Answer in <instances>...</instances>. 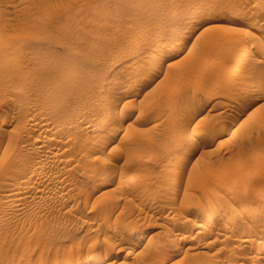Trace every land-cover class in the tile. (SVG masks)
I'll return each mask as SVG.
<instances>
[{
	"label": "rangeland",
	"instance_id": "rangeland-1",
	"mask_svg": "<svg viewBox=\"0 0 264 264\" xmlns=\"http://www.w3.org/2000/svg\"><path fill=\"white\" fill-rule=\"evenodd\" d=\"M262 2L0 0V264H264Z\"/></svg>",
	"mask_w": 264,
	"mask_h": 264
},
{
	"label": "bare ground",
	"instance_id": "bare-ground-1",
	"mask_svg": "<svg viewBox=\"0 0 264 264\" xmlns=\"http://www.w3.org/2000/svg\"><path fill=\"white\" fill-rule=\"evenodd\" d=\"M258 10H259V9H258ZM258 10H257V11H258ZM260 10H264V2H262V5H261V7H260ZM259 12H261V11H259ZM259 12H258V14H259ZM262 12H264V11H262ZM262 12H261V14H262ZM255 14H256V13H255ZM258 14H257V15H258ZM263 15H264V14H263ZM263 15H262V16H263ZM258 16H259V15H258ZM258 16H257V17H258ZM259 17H260V16H259ZM255 18H256V16H255ZM253 19H254V18H253ZM258 19H259V18H258ZM262 19H263V17H261L260 20H262ZM254 20H255V19H254ZM254 20H252V21L254 22ZM256 21H257V18H256ZM262 21L264 22V20H262ZM259 23H260V22H259ZM250 25H251V24H250ZM251 26H252V25H251ZM258 26H259V25H258ZM258 26H257L256 28H258ZM263 29H264V23H263V24L261 23L260 26H259V30L262 31ZM257 31H258V30H257ZM262 34H264V33H262ZM252 35H253V34H252ZM253 36H254V35H253ZM263 37H264V36H263ZM263 39H264V38H263ZM259 41H260V39H259ZM258 43L260 44V42H258ZM246 45H248V44H246ZM241 46H242V45H241ZM244 46H245V45H244ZM239 47H240V46H239ZM242 47H243V46H242ZM261 47H262V46H261ZM243 48H244V47H243ZM246 48H247V47H246ZM259 49L261 50V48L256 47V50H257V51H258ZM262 49H263V47H262ZM239 50H240V48H239ZM257 51H256V52H257ZM240 52H241V51H240ZM258 52H259V51H258ZM251 53H252V52H251ZM251 53H250V54H251ZM261 53H263V52L261 51ZM261 53H260V54H261ZM247 54H248V53H247ZM257 55H259V54H257ZM247 57H250V56H247ZM253 57H254V56H251V58H253ZM243 58H244V57H243ZM254 58H255V57H254ZM234 59H235V58H234ZM247 59H248V58H247ZM236 60L238 61V58L235 59L234 61L237 62ZM239 60H240V59H239ZM252 60H253V59H252ZM257 60H258V56H257ZM209 61H210V60H209ZM232 61H233V60H232ZM232 61H231V62H232ZM241 61H242V59H241ZM258 61H261V60L259 59ZM263 61H264V59H263ZM149 62H150V61H149ZM153 62H154V61H153ZM248 62H249V61H248ZM248 62H247V63H248ZM254 62H255V61H254ZM254 62H252V63H254ZM208 63H209V62H208ZM238 63H239V62H238ZM247 63H246V64H247ZM252 63L250 62V64H252ZM231 64H232V63H231ZM241 64H242V62H241ZM258 64H259V62H258ZM263 64H264V62H263ZM234 65H235V63L233 62V66L229 65V66H231V67L228 68L225 72H222L221 75H222L223 79H225V78H230L229 80H231V77H233V76L235 77L236 70H239V69H236V66H234ZM244 65H245V62H244V64H243V66H244ZM238 66H239V65H238ZM238 66H237V67H238ZM240 66L242 67V65H240ZM253 66H254V64H253ZM263 66H264V65H263ZM241 67H240V68H241ZM245 67H246V66H245ZM258 67H259V66H258ZM242 69H243V67H242ZM236 77H237V76H236ZM223 79H222V80H223ZM233 80H234V79H232L231 81H233ZM236 80H237V79H236ZM231 81H229V82H231ZM234 81H235V80H234ZM223 82L225 83L224 80H223ZM227 82H228V80L226 81V83H227ZM235 82H236V81H235ZM256 90H257V88H256ZM256 90H255V91H256ZM251 94H252V95H249V94H248V96L245 94V95H246V96L244 97L245 99H243V97H242V100H243V101H242V100L240 101V102H241V103H240V106H239V104H238V107H239V108L237 107L238 110L236 109V110H237L236 115L233 117L235 121H236L237 117L242 116V114L244 113V111H246V109H248L249 106H252L253 102L257 100V98H256L255 96H258V95H254V93H251ZM189 97L191 98V96H189ZM246 97H247V98H246ZM205 98H206V97H205ZM187 99H188V98H187ZM200 99H201V98H200ZM200 99H199V100H200ZM206 99H207V98H206ZM255 99H256V100H255ZM194 100L197 101V99H194ZM202 100H203V99H202ZM202 100H201V101H202ZM209 100H210V99H209ZM194 102H195V101H194ZM190 103H191V101H190ZM204 103H206V102H204ZM191 104H192V103H191ZM195 104H196V102H195ZM195 104H194V105H195ZM203 106H204V105H203ZM122 110H123V109H122ZM124 111H125V110H124ZM126 111H127V110H126ZM126 111H125V112H126ZM114 112H115V110H114ZM114 112H113V113H114ZM116 112H117V111H116ZM116 112H115V113H116ZM123 113H124V112H123ZM123 113H122L121 111H119L117 114H114V115L117 116V115H120V114H123ZM234 114H235V113H234ZM102 115H103V113H102ZM114 115H113V116H114ZM100 116H101V112H100ZM122 117H123V115H122ZM115 118H116V117H115ZM117 118H119V119H117ZM117 118H116V119H117L118 121L116 120L115 122L118 123V122L120 121V117H117ZM234 120H231V122H230L229 124L235 122ZM232 121H233V122H232ZM41 123H42V122H41ZM198 123H199V120L197 121V124H195V125H198ZM235 123H236V122H235ZM31 124H32V123H31ZM36 124H37V123H36ZM45 124H47V123H45ZM93 124H94V123H93ZM118 124H119V126H120V123H118ZM118 124H116V125H117L116 127H118ZM33 125H34V124H33ZM40 125H41V124H40ZM94 125H95V124H94ZM34 126H35V125H34ZM42 126H43V124H42ZM86 126H87V125H86ZM121 126H122V124H121ZM204 126H205V125H204ZM227 126H228V124H226V127H225L226 129H228ZM229 126H231V125H229ZM229 126H228V127H229ZM45 127H46V126H45ZM84 127H85V126H84ZM90 127H91V125H90ZM93 127H94V126H93ZM95 127L97 128V126H95ZM193 127H194V126H193ZM195 127H196V126H195ZM223 127H224V126H223ZM40 128H41V127H40ZM46 128H47V127H46ZM198 128H200V127H198ZM88 129H89V128H88ZM117 129H119V128H117ZM85 130H86V128H85ZM90 130H92V129H90ZM96 130H97V129H96ZM190 130H191V129H190ZM190 130H189V131H190ZM200 131H201L200 129H199V130H197V129H195V128L192 129V130L188 133V135L190 136L189 138H191V136L193 137L194 135L199 134ZM202 131H203V130H202ZM221 131H222V130H221ZM225 131H227V130H225ZM225 131H224V132H225ZM209 132H210V131H209ZM209 132H208V133H209ZM222 132H223V131H222ZM102 133H103V132H102ZM202 133H203V132H202ZM208 133H207V134H208ZM212 133H213V132H212ZM215 133H216V132H214V134H215ZM219 133H220V132H219ZM96 134H97V132H96ZM99 134H100V133H99ZM200 134H201V132H200ZM204 134H205V133H204ZM210 134H211V132H210ZM45 135H46V134H45ZM89 135H90V133H89ZM94 135H95V134H93V137H95ZM112 135H113V134H112ZM215 135H216V134H215ZM217 135H218V134H217ZM40 136H41V138H43L42 135H40ZM96 136H97V135H96ZM99 136H100V135H99ZM213 136H214V135H213ZM213 136H212L210 139L208 138V141L211 140V139H215V138H213ZM48 137H49V136H48ZM50 137H52V134H51ZM84 137H85V136H84ZM87 137H88V136H87ZM111 137H112V136H111ZM194 137H195V136H194ZM207 137H210V136L208 135ZM73 138H74V137H73ZM73 138H72V140H73ZM97 138H98V137H97ZM107 138H108V136H107ZM219 138H220V137H219ZM222 138H223V137H222ZM38 139H39V138H38ZM54 139H55V138H54ZM83 139H84V138H83ZM86 139H87V138H86ZM91 139H92V138H91ZM99 139H100V138H99ZM109 139L112 140V138H109ZM191 139H193V138H191ZM205 139H207V138H205ZM35 140H36V139H35ZM43 140H44V139H43ZM45 140H47V139H45ZM45 140H44V141H45ZM52 140H53V139H52ZM52 140H51V142H52ZM68 140H69V139H68ZM68 140H64V141H68ZM92 140L98 142V141H97L98 139L96 140V139L94 138V139H92ZM100 140H101V139H100ZM86 141H87L86 143H87V146H88L90 142H88V140H86ZM101 141H102V140H101ZM193 141H194V140H193ZM219 141H220V139H219ZM79 142H81V140H80ZM91 142H92V141H91ZM96 142H95V143H96ZM211 142H212V140H211ZM41 143H42V142H41ZM62 143H63V142H62ZM77 143H78V142H77ZM86 143H84V144H86ZM98 143H99V142H98ZM205 143H206V142H205ZM207 143H208V142H207ZM45 144H46V143H45ZM51 144H54V143H51ZM56 144H58V143H56ZM68 144H70V143H68ZM71 144H72V143H71ZM80 144H81V143H80ZM40 145H43V144H40ZM47 145H49V144L47 143ZM58 145H60V143H59ZM62 145H63V144H62ZM65 145H66V147L69 148V146L67 145V143H66ZM65 145H64L63 147H65ZM37 146H39V145H37ZM44 146H46V145H44ZM78 146H79V147H78ZM78 146H77V147L79 148V152H80V149H81L80 146L82 147L83 145H78ZM42 147H43V146H42ZM47 147H48V146H47ZM57 147H58V146H57ZM77 147H76V148H77ZM83 147H84V146H83ZM83 147H82V150L85 149L86 151H85V150H83V151L87 152V149H88L89 147H88L87 149H86L85 147H84V148H83ZM192 147H193V146H192ZM44 148H45V147H44ZM52 148H53V147H52ZM37 149H38V147H37ZM53 149H54V148H53ZM72 149H73V148H72ZM193 149H194V148H193ZM193 149H192V150H193ZM38 150H39V149H38ZM42 150H43V149H42ZM44 150H45V149H44ZM65 150H66V149H65ZM68 150H69V149H68ZM70 150H71V149H70ZM73 150H74V149H73ZM192 150L190 149V150H188L189 152L187 151L188 153H187V155H186V158H189V157L192 156V152H193ZM62 151H64V150H62ZM83 151H82V152H83ZM49 152H50V151H49ZM51 152H53V151H51ZM55 152H56V151H54V153H55ZM41 153H42V152H41ZM62 153H63V152H62ZM108 153H109V156H108V154H107V157H108V158H109L111 155L114 154V153L111 154V152H108ZM44 154H45V153H44ZM46 154H47V153H46ZM58 154H59V152H58ZM65 154H66V153H65ZM88 154H89V153H88ZM110 154H111V155H110ZM117 154H118V153H116L115 155L117 156ZM21 155H23V154H21ZM24 155H25V154H24ZM24 155H23V156H24ZM42 155H43V154H42ZM49 155H50V154H49ZM54 155H55V154H54ZM66 155H67V154H66ZM77 155H78V154H77ZM86 155H87V154H86ZM23 156H22V157H23ZM26 156H27V155H26ZM47 156H48V154H47ZM55 156H56V155H55ZM71 156H72V155H71ZM87 156H89V155H87ZM90 156H91V155H90ZM48 157H49V156H48ZM50 157H53V158H54V156H50ZM57 157L59 158L60 156H57ZM61 157H62V156H61ZM68 157H69V156H68ZM72 157H73V156H72ZM107 157L104 156V158H99V159H101V160L99 161V163H100L102 160H104L105 158L107 159ZM118 157H120V156H118ZM17 158H18V157H17ZM46 158H47V157H46ZM69 158H70V157H69ZM89 158H90V157H89ZM110 158H111V157H110ZM114 158H115V157H114ZM19 159H21V157H20ZM49 159H50V158H49ZM60 159H61V158H60ZM66 159H67V158H66ZM78 159H79V157H78ZM86 159H88V158H86ZM90 159H91V158H90ZM21 160H22V159H21ZM24 160H26V159H23L22 161H24ZM27 160H29V159H27ZM41 160H42V159H41ZM51 160H52V159H51ZM53 160H54V159H53ZM55 160H56V159H55ZM70 160H71V159H70ZM76 160H77V159H76ZM88 160H89V159H88ZM92 160H93V158H92ZM107 160H110V159H107ZM115 160H116V159H115ZM37 161H38V160H37ZM48 161H49V160H48ZM58 161H59V160H58ZM65 161H66V160H65ZM81 161H82V159H81ZM85 161H86V160H85ZM189 161H190V159H189ZM19 162H20V161H19ZM28 162H29V161H28ZM28 162H27V163H28ZM53 162H54V161H53ZM61 162H62V161H61ZM77 162H78V161H77ZM91 162H92V161H91ZM105 162H106V160H105ZM105 162H104V163H105ZM107 162H108V161H107ZM7 163H8V162H7ZM15 163H16V162H15ZM21 163H23V162H21ZM21 163H20V164H21ZM27 163H25V165H26ZM39 163H40V162H39ZM63 163H64V162H63ZM72 163H74V162H72ZM75 163H76V162H75ZM75 163H74V164H75ZM88 163H89V161H88ZM96 163H98V162H96ZM104 163H103V164H104ZM18 164H19V163H18ZM18 164H15V165H17V167H18ZM33 164H34V163H33ZM37 164H38V163H37ZM68 164H69V163H68ZM74 164H73V165H74ZM76 164H77V163H76ZM76 164H75V165H76ZM79 164H80V163H79ZM85 164H86V163H85ZM90 164H91V163H90ZM101 164H102V163H101ZM101 164H100V165H101ZM113 164H114V163H113ZM260 164H261V162L259 163V167H260ZM7 165H10V163L7 164ZM11 165L13 166V161H12V164H11ZM11 165H10V166H11ZM15 165H14V166H15ZM35 165H36V164H35ZM38 165H40V164H38ZM38 165H36V166H38ZM81 165H82V163H81ZM81 165H80V166H81ZM86 165H87V164H86ZM86 165H85V166H86ZM93 165H94V164H93ZM93 165H92V166H93ZM96 165H97V164H96ZM109 165H110V164H109ZM109 165H108V166H109ZM256 165H258V163H257ZM12 166H11V167H12ZM32 166H33V165H32ZM40 166H41V165H40ZM63 166H65V165H63ZM88 166H89V165H88ZM94 166H95V165H94ZM101 166H102V165H101ZM104 166H107V165L104 164ZM104 166H102V167H104ZM111 166H112V165H111ZM49 167H50V166H49ZM59 167H60V166H59ZM69 167H70V166H69ZM86 167H87V166H86ZM263 167H264V166H263ZM13 168H14V167H13ZM33 168H35V167H33ZM33 168H32V170H31V174H33V173H32ZM38 168H39V170H40V167H39V166H38ZM43 168H44V167H43ZM67 168H68V167H67ZM75 168H76V167H75ZM87 168H89V167H87ZM95 168H96V167H95ZM100 168H101V167H100ZM100 168H99V169H100ZM27 169H28V168H27ZM47 169H48V168H47ZM97 169H98V168H97ZM101 169H102V168H101ZM34 170H36V168H35ZM41 170H42V169H41ZM64 170H65V169H64ZM72 170H73V169H72ZM87 170L89 171L90 169H87ZM87 170H86V171H87ZM255 170H256V169H255ZM50 171H51V170H50ZM83 171H84V170H83ZM93 171H94V170H93ZM108 171H109V170H108ZM38 172L40 173V171H38ZM61 172H62V171H61ZM66 172H67V169H66ZM84 172H85V171H84ZM109 172H110V171H109ZM109 172H108V173H109ZM44 173H45V172H44ZM67 173H68V172H67ZM91 173H92V172H90L89 174H91ZM101 173H102V171H101ZM110 173H111V172H110ZM130 173H131V172H130ZM61 174H62V173H61ZM65 174H66V173H65ZM94 174H95V173H94ZM104 174H105V172H104ZM34 175H35V174H34ZM67 175H70V174H67ZM92 175H93V174H92ZM134 175H135V177H136V174H134ZM134 175H133V176H134ZM37 176H38V174H37ZM88 176H89V175H88ZM98 176H99V175H98ZM242 176H244V175H242ZM47 177H48V176H47ZM66 177H67V176H66ZM92 177H93V176H92ZM135 177H132V178H135ZM32 178H34V177L32 176ZM63 178H64V177H62V179H63ZM68 178H69V176H68ZM132 178H131V180H132ZM136 178H138V177H136ZM202 178H205V179H206V177H202ZM256 178H257V177H256ZM256 178H255V180H256ZM262 178H263V177H262ZM262 178H260V179H262ZM44 179H45V178H44ZM44 179H43V180H44ZM49 179H50V178H49ZM64 179H65V178H64ZM205 179H204V180H205ZM258 179H259V178H258ZM35 180H36V179H35ZM236 180H238V179H236ZM250 180H252V179H250ZM262 180H263V179H262ZM262 180H260V181H262ZM40 181H41V180H40ZM52 181H53V180H52ZM64 181H66V180H64ZM240 181H241V180H240ZM240 181L238 180L237 182H240ZM129 182H130V180H129ZM40 183H41V182H40ZM249 183H250V182H249ZM251 183L254 184L253 181H252ZM262 183H263V184H261V185H262V187H264V181H263ZM238 184H239V183H238ZM62 185H63V184H62ZM231 185L234 186L235 184L231 183ZM231 185H230V186L228 185V186L231 187V188H233ZM239 185L241 186V184H239ZM243 185H244V184H243ZM248 185H249V184H248ZM261 185H260V186H261ZM25 186H26V185H25ZM122 186H123V185H122ZM228 186H226V188H229ZM250 186H251V184H250ZM44 187H45V186H44ZM46 187H47V186H46ZM237 187H239V186L237 185ZM237 187L235 186V189H236ZM241 187H242V186H241ZM241 187H240V188H241ZM262 187H261V189H262ZM51 188H52V187H51ZM250 188L252 189V187H250ZM253 188H255V187H253ZM233 189H234V188H233ZM235 189H234V190H235ZM247 189H248V190L243 189V190H241V191H245V190H246L245 194H248V193L250 192V189H249V188H247ZM24 190H25V189H24ZM38 190H39V189H38ZM42 190H43V189H42ZM46 190H47V189H46ZM220 190H221V189H220ZM227 190L229 191V189H227ZM231 190H232V189H231ZM234 190H232V191H234ZM236 190H237V189H236ZM58 191H59V190H58ZM239 191H240V190H239ZM239 191H238V192H239ZM241 191H240V192H241ZM256 191H257V190H256ZM262 191H263V190H262ZM262 191H261V192H262ZM49 192H50V191H49ZM230 192H231V191H230ZM251 192H252V191H251ZM41 193H42V192H41ZM47 193H48V192H47ZM218 193H219V192H218ZM232 193H233V192H232ZM236 193H237V192H236ZM56 194H57V193H56ZM216 194H217V192H216ZM222 194H223V193H222ZM222 194L220 193V195H221L220 198H222V197L224 196V195L222 196ZM227 194H228V193H227ZM253 194H254V193H253ZM259 194H260V193H259ZM263 194H264V193H263ZM257 195H258V194H257ZM261 195H262V194H261ZM44 196H45V195H44ZM214 196H216V195H214ZM217 196H218V195H217ZM217 196H216V199H217ZM243 196H244V194H243ZM255 196H256V195H255ZM262 196H263V195H262ZM262 196H261V197H262ZM42 197H43V196H42ZM45 197H46V196H45ZM239 197H240V196H239ZM214 198H215V197H214ZM218 198H219V197H218ZM220 198H219V200H220ZM223 198H225V196H224ZM223 198H222V199H223ZM255 198H256V197H255ZM257 198H258V197H257ZM212 199H213V197H212ZM225 199H226V198H225ZM235 199H236V200H235V201L233 200V201H234V202H237V199H238V198H235ZM241 199H243V198H241ZM238 200H239V199H238ZM246 200H247V199H246ZM255 200H256V199H255ZM259 200H260V199H259ZM211 201H212V200H211ZM217 201H218V200H217ZM217 201H216V202H217ZM221 201H222V200H221ZM239 201H240V200H239ZM242 201H243V200H242ZM250 201H251V200H250ZM263 201H264V200H263ZM212 203H213V202H212ZM212 203H211V204H212ZM221 203H222V202H221ZM241 203H242V202H241ZM244 203H245V202H244ZM248 203H249V202H248ZM252 203H253V202H252ZM209 204H210V203H209ZM261 204H262V203H261ZM225 205H226V204H225ZM246 205H247V203H246ZM254 205H255V204H254ZM210 206H211V205H210ZM223 206H224V205H223ZM228 207H230V206H228ZM245 207H246V206H245ZM211 208H212V207H211ZM240 208H242L241 205H240ZM246 208H247V207H246ZM246 208H245V211H246ZM248 208H249V207H248ZM248 208H247V209H248ZM253 208H254V207H253ZM253 208H252V209H253ZM257 208H258V207H257ZM257 208H256V209H257ZM206 209H208V208H206ZM250 209H251V208H250ZM250 209H248V210H250ZM259 209H260V208H259ZM243 210H244V209H243ZM243 210H242V209H241V210L239 209V210H236V211H238L239 213H242ZM214 211H215V210H214ZM214 211H213V209H212V212H214ZM254 211H255V210H253V212H254ZM202 212H204L203 217H204L205 219L208 220V218H209L210 215H211L210 212H208V211H207V212H206V211H202ZM227 212H228V211H227ZM227 212H226V213H227ZM249 212H250V211H249ZM217 213H218V212H217ZM217 213H216V214H217ZM245 213H246V212H245ZM250 213H252V212H250ZM250 213H249V214H250ZM254 213H256V212H254ZM261 213H262V212H261ZM201 214H202V213H201ZM214 214H215V213H214ZM235 214H236V213H235ZM237 214H238V213H237ZM263 214H264V213H263ZM239 215H240V214H239ZM244 215H245V214H244ZM231 216H232V215L228 216V218H229V220H230V223H231L232 220H233V216H232V218L230 219ZM245 216H246V215H245ZM250 216H251V215H250ZM252 216H253V215H252ZM258 216H259V215H258ZM239 217H241V216H239ZM239 217H237V218H239ZM242 217H243V215H242ZM237 218L234 217V220L237 221ZM244 218H245V217H244ZM244 218H243V219H244ZM227 220H228V219H227ZM244 220H245V219H244ZM235 221H234V222H235ZM245 221H247V220H245ZM242 222H243V221H242ZM213 223H214V222H213ZM213 223H212V224H213ZM245 223H247V222H245ZM248 223H249V222H248ZM208 224H209V223H208ZM234 224H235V223H234ZM236 224H237V223H236ZM213 225L215 226V224H213ZM249 225H251V224H250V223L247 224L248 227H250ZM253 225H254V224H253ZM243 226H244V225H243ZM206 227H207V226H206ZM210 228H212V227H210ZM229 228H230V227H229ZM237 228H238V227H237ZM206 229H207V228H206ZM225 229H227V228H225ZM235 229H236V228H235ZM245 229H246V226H245ZM254 230H256V229H254ZM243 231H245V230H243ZM246 231H247V230H246ZM248 231H249V230H248ZM231 232H232V231H231ZM221 233H222V232H221ZM228 233H229L228 236H230V232H228ZM258 233H259V232H257V234H258ZM224 234H225V233H224ZM234 234H235V233H234ZM246 235H247V234H246ZM259 235H260V234H259ZM260 236H261V235H260ZM203 237H204V236H203ZM221 237H222V236H221ZM223 237H224V236H223ZM226 237H227V236H226ZM226 237H224V238H226ZM230 237H232V236H230ZM237 237H238V236H237ZM181 238H183V237H181ZM233 238H234V237H233ZM235 238H236V237H235ZM249 238H250V237H249ZM249 238L244 237V239H242L243 241L241 240L240 242H243V243H244V242H248V243H249ZM229 239H230V238H229ZM250 239H252V238H250ZM262 239H264V238H262ZM101 240H102V239H101ZM105 240H106V239H105ZM118 240H119V239H118ZM230 240H231V239H230ZM121 241H122V240H121ZM231 241H232V240H231ZM235 241H236V240H235ZM251 241H252V240H251ZM251 241H250V242H251ZM259 241H261V240H259ZM262 242H264V241H262ZM103 243H105V242H103ZM238 243H239V241H238ZM238 245H239V244H238ZM248 245H249V244H248ZM262 245H263V243H262ZM240 246H242L241 243H240ZM99 247H100V246H99ZM114 247H115V246H114ZM124 247H125V246H124ZM256 247H257V246H256ZM243 248H244V247H243ZM245 248L248 249L247 247H245ZM251 248H252V246H251ZM109 249H110V248H109ZM240 249H241V248H240ZM253 249H255V248L253 247ZM120 250H121V249H120ZM254 251H255V250H254ZM257 252H258V251H257ZM94 253H95V252H94ZM104 253H105V252H104ZM107 253H108V252H107ZM95 254H96V253H95ZM127 254H129V253H127ZM263 254H264V253H263ZM93 256L95 257V258L93 259L95 262H100L101 260L104 261L105 258L107 257L106 254H105V255H102V254L98 255V254H97V255H93ZM93 256H92V257H93ZM87 257H88V256H87ZM108 257H109V256H108ZM255 258H258V255H257V257H255ZM259 258H260V257H259ZM259 258H258V259H259ZM232 259H233V258H232ZM258 259H256V260H258ZM261 259H263V258H261ZM87 260H88V258H87ZM93 260H88L87 262H90V261H93ZM234 260H235V259H234ZM251 260H252V259H251ZM85 261H86V260H85ZM94 261H93V262H94ZM239 261H240V260H239ZM241 261H242V260H241ZM241 261H240V262H241ZM258 261H259V260H258ZM261 261H262V260H260V263H261ZM263 261H264V260H263ZM69 262H70V261H69ZM101 262H102V261H101ZM236 262H237V261H236ZM252 262H254V261H252ZM256 262H257V261H256ZM65 263H66V262H65ZM237 263H238V262H237ZM74 264H75V263H74ZM246 264H256V263H250V262H247ZM262 264H263V262H262Z\"/></svg>",
	"mask_w": 264,
	"mask_h": 264
}]
</instances>
